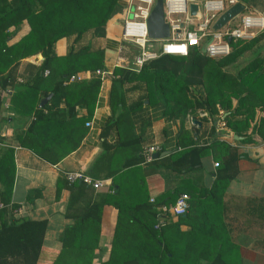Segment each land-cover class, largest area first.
I'll return each instance as SVG.
<instances>
[{
    "label": "crops",
    "instance_id": "0c3cea01",
    "mask_svg": "<svg viewBox=\"0 0 264 264\" xmlns=\"http://www.w3.org/2000/svg\"><path fill=\"white\" fill-rule=\"evenodd\" d=\"M126 9L127 0H118L101 30L86 31L76 43L72 42L71 36L60 38L52 45L51 50L57 56L64 55L71 45L101 49L102 68L110 71V75L99 79L92 113L85 121L90 125L85 126L84 123L86 130L83 133H77L76 127V133L51 143L48 150L44 151L50 161L19 145L16 136L27 127L32 115L14 111L10 98L16 88L4 89L0 100V155L7 148L12 149L14 172L10 200L5 205L2 221L19 218L45 220V231L35 264H52L61 249L63 230L74 225L91 204L104 201L97 206V219L86 218L80 224L79 245L90 251L81 256L64 257V260L73 262L78 258L89 259L90 264H98L109 258L113 245L118 248L115 252L122 258L143 256L148 253L151 242L133 219L144 220V212L133 210L128 205L132 207L140 202L147 192H150L148 199L156 198L178 187L176 192H184L190 199L179 229L188 233L194 226L195 229L202 228L205 231L209 218L202 204L205 203L208 213L210 209L203 196V189L211 186L215 170L213 163L221 155V147L215 143L209 146L216 140L236 149L239 154L238 173L225 188L221 203L210 213H213V218L219 215L215 217L220 219V222L216 221L217 229L237 246L241 264H264V141L237 142L236 134L225 126L224 113L219 107L217 113L212 115L204 107H199L191 114L169 117L163 113L161 105L148 103L142 81H121L117 88L119 95L111 97L112 81L117 78L113 68L129 70L127 66L135 52L133 45L120 38L121 22ZM27 31V22L22 21L12 30L7 43L17 41ZM261 34L255 36L254 46L227 66L228 70L240 68L253 56L264 57ZM42 59L40 51L20 59L15 83L22 84L31 79ZM95 69L76 71L73 74L82 78L75 81L65 79L62 85L96 78L93 72ZM47 94L50 97L44 104V111L50 109L65 115L67 110L64 98L52 101V94ZM45 96L41 95L39 100ZM73 99L75 117H85L86 108L78 103L80 99L77 96ZM197 101L200 99L197 98ZM220 121L223 126L219 125ZM132 139L137 141L111 149L104 148V144L114 145ZM150 144H157L160 153L164 154L152 158L154 161L143 162L142 150ZM195 144L205 146L198 166L177 170L168 166L173 153ZM138 157L141 160L138 161ZM129 160L136 162L123 167L122 164ZM76 169L103 179V184L93 189L66 182L63 173ZM113 186L119 190L110 197V188ZM195 201L200 203L196 204ZM176 220L177 217L171 216L167 222ZM212 238H203L196 243L210 244L214 242L215 238ZM204 261L200 258V262Z\"/></svg>",
    "mask_w": 264,
    "mask_h": 264
},
{
    "label": "trees",
    "instance_id": "16d2710c",
    "mask_svg": "<svg viewBox=\"0 0 264 264\" xmlns=\"http://www.w3.org/2000/svg\"><path fill=\"white\" fill-rule=\"evenodd\" d=\"M237 1L246 7L250 2ZM117 3L118 0H0V100L4 89L16 88L10 98L11 107L19 114L32 115L27 127L16 136L18 143L47 161L50 159L44 151L48 150L51 143L76 133V127L77 133L86 130L84 123L92 113L100 82L98 77L66 85H62V81L76 71L103 67L101 49L71 45L64 55L57 56L51 50L52 45L60 38L71 36L72 42L76 43L86 31L101 30ZM22 21L27 22L28 31L17 41L8 44L7 38ZM10 27L13 29L9 30ZM255 42L256 37L230 40L229 54L220 58L208 57L192 46L185 56L160 54L146 60L137 72L115 67L113 74L117 78L112 81L110 96L114 98L119 95L118 85L125 79L142 81L148 103L161 105L165 115L185 116L199 107H204L212 115L217 113L219 107L224 113L225 126L236 134L237 142L260 143L264 141V57L253 56L235 71L227 69ZM36 51H40L43 57L38 70L28 81L16 84L15 72L20 59ZM44 70H47L45 75ZM49 92L52 101L64 98L67 110L65 115L50 109L44 111L46 105L37 107L39 97ZM74 96L86 108L85 117H75ZM136 141L132 139L114 145L104 144V148L125 146ZM214 143L221 147V155L216 160L211 186L203 189V196L210 209L208 213L205 203L202 204L209 218L207 229L203 231L202 228L195 229L192 226L190 232H182L179 229L182 216L154 228L155 205L172 203L180 192H176L177 187L171 192L159 194L154 198V203L148 201L150 192H147L140 202L128 206L144 212V220L133 221L141 226L150 239L148 253L122 258L115 252L118 248L113 245L109 258L98 264H241L237 246L217 229L216 221L220 222V219L215 217L219 215L213 218V213H210L221 203L225 188L238 173L239 154L234 147L216 140L209 146ZM204 147L195 144L173 153L168 166L175 170L198 166ZM139 160L141 157H138ZM135 162L129 160L122 165L128 167ZM13 172L12 149L7 148L0 155V264H35L46 221L19 218L4 222L1 219L5 205L10 200ZM110 189V197L119 190L114 186ZM103 202L91 204L74 225L63 230L61 249L52 264H90L89 259L78 258L66 262L64 257L81 256L90 251L79 245L80 224L86 218L97 219V206ZM210 237L215 238L213 243H196ZM200 258L205 261L200 262Z\"/></svg>",
    "mask_w": 264,
    "mask_h": 264
},
{
    "label": "built area",
    "instance_id": "2783aa9c",
    "mask_svg": "<svg viewBox=\"0 0 264 264\" xmlns=\"http://www.w3.org/2000/svg\"><path fill=\"white\" fill-rule=\"evenodd\" d=\"M154 2L155 0H127L120 38L135 48L127 66L131 71H139L146 60L160 54L185 56L192 46L208 57L220 58L229 54L230 40H249L264 29V17L257 13H244L245 5L242 12L219 29H212L216 18L228 7L239 2L237 0H162L163 20L168 26V37L154 40L147 36L146 29V18ZM190 3L196 4L194 14L190 13ZM235 18L236 20L231 24ZM152 42H158L157 50L153 49ZM93 72L99 79L110 75V71L103 68H96ZM46 73L47 70H44L43 74ZM81 78L78 74H71L66 80L75 81ZM89 125V122H85V126ZM219 125L223 126V123L220 121ZM159 150L157 144L144 147L141 153L142 161H151L152 154ZM213 166L216 167L217 162H214ZM63 177L68 183L78 182L93 189L99 188L104 182L103 179L94 178L80 169L65 171ZM148 201L154 203V198L150 197ZM188 207L189 196L184 192L178 193L172 203L155 205L153 227L159 228L171 216L184 215Z\"/></svg>",
    "mask_w": 264,
    "mask_h": 264
},
{
    "label": "water",
    "instance_id": "95a60500",
    "mask_svg": "<svg viewBox=\"0 0 264 264\" xmlns=\"http://www.w3.org/2000/svg\"><path fill=\"white\" fill-rule=\"evenodd\" d=\"M244 9V5L240 2H236L226 10H224L213 22L212 29L216 30L223 26L226 22H228L231 18L242 12ZM189 10L191 14H194L196 11V4L190 3ZM146 29L147 36L150 39L161 40L168 37V26L163 20V11H162V0H155L149 14L146 18ZM229 40V39H228ZM50 97V94H47L45 97L41 98L38 103V107H42L45 102ZM195 122L194 119H192ZM164 153H153L152 158H157L162 156Z\"/></svg>",
    "mask_w": 264,
    "mask_h": 264
},
{
    "label": "rangeland",
    "instance_id": "374dc122",
    "mask_svg": "<svg viewBox=\"0 0 264 264\" xmlns=\"http://www.w3.org/2000/svg\"><path fill=\"white\" fill-rule=\"evenodd\" d=\"M245 7H246V5H245ZM243 12L244 13H247V12L257 13V14H260L264 17V0H250L248 6L245 8V10ZM235 20H236V18L231 21V24H233ZM259 33H262L261 34L262 40H264V29L259 31L257 34H259ZM152 45H153V49L157 50L158 42H152ZM235 70H236V68L233 71H235Z\"/></svg>",
    "mask_w": 264,
    "mask_h": 264
}]
</instances>
